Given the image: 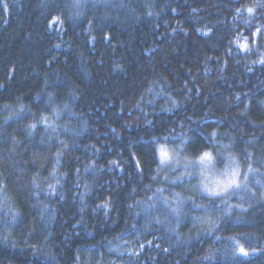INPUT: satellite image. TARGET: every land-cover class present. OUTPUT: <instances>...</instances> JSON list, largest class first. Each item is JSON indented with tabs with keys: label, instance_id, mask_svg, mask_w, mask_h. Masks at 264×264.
I'll return each instance as SVG.
<instances>
[{
	"label": "trees",
	"instance_id": "1",
	"mask_svg": "<svg viewBox=\"0 0 264 264\" xmlns=\"http://www.w3.org/2000/svg\"><path fill=\"white\" fill-rule=\"evenodd\" d=\"M71 2L0 0V264H264V0ZM160 145L247 187L174 183Z\"/></svg>",
	"mask_w": 264,
	"mask_h": 264
},
{
	"label": "snow or ice",
	"instance_id": "2",
	"mask_svg": "<svg viewBox=\"0 0 264 264\" xmlns=\"http://www.w3.org/2000/svg\"><path fill=\"white\" fill-rule=\"evenodd\" d=\"M70 7L73 9H80L83 7V2L82 0H72ZM257 7L264 8V3L257 5ZM239 11L241 10H238V12ZM243 11H247V13L251 16L254 13L255 9L253 7H248L244 9ZM59 19H60L59 17H55L53 18L52 22L56 23L59 21ZM257 31H259V29ZM243 47H247V45H244ZM260 62L264 63V60H261ZM53 111L55 112V110ZM56 114L58 115L59 113H56ZM37 123H45V124L49 123L48 117L41 116L40 120L37 121ZM29 127H31L32 129H35L36 123L29 125ZM222 147L228 148L227 145H223ZM158 154H159V159H160L161 164H166L171 161L170 153L164 147H160ZM228 159H229V163H227L223 171L219 173V177H214L211 181H209V183L213 184L214 187L209 188L208 184H203V191L207 193V195L215 196V197H222L226 193H229L230 191H232L233 189H240L241 187H245V188L247 187V185L242 184L241 182V179H240L241 173H240L238 162L233 157H228ZM213 160H214V157L212 156V154L210 152L204 151L199 155L198 159L194 163L203 166L201 175H204L205 172L207 171L208 166L212 164ZM190 163H193V162H190ZM248 171L253 172L255 170L251 167V165H249ZM205 179H207L206 176H205ZM244 179L247 180L246 174L244 176ZM239 252L240 254L244 256H247L249 254L243 247L239 248Z\"/></svg>",
	"mask_w": 264,
	"mask_h": 264
},
{
	"label": "rangeland",
	"instance_id": "3",
	"mask_svg": "<svg viewBox=\"0 0 264 264\" xmlns=\"http://www.w3.org/2000/svg\"><path fill=\"white\" fill-rule=\"evenodd\" d=\"M160 147H164V146L160 145V146H158V149H157V159H158V162L160 164L159 175L161 174V175L166 176V177L170 176L172 182H174V183L175 182H181V181L190 182L191 184H193V186L195 187V189L197 190V192L200 195L202 194L206 197H210V198H214V199H226V198H229V197L237 194L241 190V188L240 189H233L232 191H230L229 193H226L222 197L209 196V195H207V193H205L203 191V184H208L209 188L214 187V185L209 183V181H211L214 177H219V173L221 171H223L225 165L227 163H229V160H224L223 166L221 168H217V166L215 165V163L213 161L212 164H210L208 166L205 174L201 175V171L203 169V166L194 163L198 158L196 160H193V161L183 159L180 156V150H176L175 152H172L171 150L164 147L170 153L171 161L169 163H166V164H161L160 159H159V154H158ZM190 162H193V163H190ZM205 176L207 177V179H205ZM174 203L176 204L175 201H174ZM160 204L162 205L161 207L163 209L165 208L168 213L173 214L175 212L174 207H172V209H171L170 204L162 202V201L160 202ZM152 205H153V207H155L154 202H152ZM147 209L153 210L152 206L148 207ZM112 251L115 254L119 253L121 251V247H118L116 250H112Z\"/></svg>",
	"mask_w": 264,
	"mask_h": 264
}]
</instances>
